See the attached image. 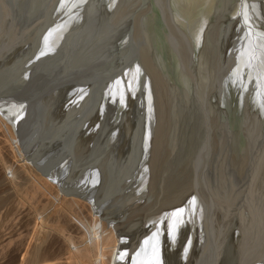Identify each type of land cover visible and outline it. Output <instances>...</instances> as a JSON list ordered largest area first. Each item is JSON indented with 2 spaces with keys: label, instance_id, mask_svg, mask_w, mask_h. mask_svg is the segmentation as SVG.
I'll list each match as a JSON object with an SVG mask.
<instances>
[{
  "label": "water",
  "instance_id": "obj_1",
  "mask_svg": "<svg viewBox=\"0 0 264 264\" xmlns=\"http://www.w3.org/2000/svg\"><path fill=\"white\" fill-rule=\"evenodd\" d=\"M59 2L60 0H50L53 7H49L47 10L46 15L49 18H47L46 24L42 23L41 25L40 23L37 29H35L36 26L35 28L32 26L31 30L17 42L13 49H8V46L5 48L8 50L3 57L7 63L13 60L15 53L19 61L25 59L21 62L23 65L32 54L29 63L27 62L20 69H16L22 72V80H19L18 85L10 84L12 88L8 95L16 93V96L20 95L21 97L30 90H32L29 92L32 93L31 95L34 92L37 93L35 95L37 100L33 101L35 98L33 97L32 101L36 103V107L39 103H44L45 108L41 112H47L44 114V118H50V115H60L64 108H72L67 119L70 120L73 130H76V122L80 116L81 118L84 116L82 112L85 110V106L89 105L88 109L96 113L94 118L96 123L94 122V124L100 141H103L110 129L114 112L123 102L126 103L125 107L128 108L127 106H129V114L126 112V108L119 113V124H121L119 127L120 129L126 125L129 127L127 137L124 136L122 141L121 138L119 139L121 141L119 148L117 140L116 145L114 144L117 148L109 145L110 148L107 147L106 150H108L104 151V157H107V164L112 169L111 174L113 172L112 176H114L109 179L106 192L110 188H114L112 193L122 196L129 187H132V200L143 193L141 189L145 190L146 187L150 186V192L142 198L143 204L141 203L137 207L131 206V209L128 208V205L124 206L125 200H120L121 208L114 218L123 219L121 220L123 229L127 232L132 231L134 238L139 239L141 237L140 251L152 240H158L159 233L163 230L167 228L172 230L176 219L184 218L183 223L190 219L195 235L200 232L198 239L203 242L201 243L203 246L201 252H211H209L211 259L206 253L202 263L213 264L216 256L210 248L213 245L218 246L216 249L221 246L222 243L218 242L219 237L225 238L226 244H230V240L236 235V225L239 226L238 215L235 216L238 208L245 207L244 216H247V219L254 218L252 206L257 204L254 201L255 187L258 198L259 196L262 198V203L259 201L260 208H263L264 205V105L261 106V109L258 108V104L262 101L260 96L258 97L259 92L257 91L260 73L254 72L252 74L250 70L252 65L256 64L257 67L259 61L261 68L264 65V53L259 50L260 47L264 49V24L262 26L260 23H254V27L250 28L251 23H249L248 14L251 10L248 11L250 8L247 6H245V14L238 11V16L235 19H225L224 16L218 17L215 21L219 28L217 32L219 30L222 32L221 29L226 27V32L222 33L227 39V33L232 32L226 44H222V40H218L216 37L218 43H214L215 49L220 55V61L206 46H203L198 52L195 50L196 53L192 58L191 66L187 65V57L184 58L182 64L179 60L182 70L185 68L194 70L196 67L202 69L205 66L204 71L207 78L203 84H200L201 91L211 90V86L220 85L222 93L218 97L219 104L217 105L219 110L222 109L227 112V119L229 117L230 124H232L231 128L225 129H221L219 125L218 129L220 128L219 130L224 135L218 136L214 140H211V137L206 139L205 149L201 151V149L196 148L197 144L192 142L195 137L194 132L198 128L196 122L192 123L189 120L190 111H187V100L185 99L189 97L193 88L190 74L187 71L185 74H181L180 79L169 81L168 77L164 79L160 72L157 73V67H155L154 61H151V54L154 46L156 47L159 30L166 21L165 0H145V3L139 8L134 7L129 15L127 10L126 27L123 29L122 25V27L119 26L117 33L114 34L115 39H110V44L107 43L106 34L103 35V33L110 29V21L117 0H93L90 5L83 2L73 8L71 12L64 13V15L57 14L53 17L54 9ZM99 2L100 8H97ZM108 2L109 5L112 3L109 8H107ZM124 3L125 0H123V5ZM44 7H46L45 3L41 5V10ZM260 7L262 8L261 3L259 4ZM95 8L99 10L93 23L94 25L98 21L99 23L93 25V30L91 23L87 27L84 25L86 21H89L91 14L95 13L93 12ZM262 9L264 10V6ZM244 15L246 21L243 20L245 25H242L241 16L244 17ZM259 15L260 18H263L264 23V13L259 12ZM55 21L57 22L55 23ZM89 28L92 29L90 33L79 38L80 32ZM47 29H49L50 34L46 38L45 45L38 49L43 43L39 39L43 37L44 31ZM77 31L79 32L76 34ZM218 36H220L219 32ZM79 39L84 40V42L81 43L80 40L78 43ZM73 40H75L74 44L77 45L74 49L75 53L72 52V56H67L63 51ZM127 42H129L130 50L123 48V44ZM176 59L178 58L176 57ZM135 61H138L139 68L137 65L135 66ZM76 63L79 67L73 68ZM97 63L98 65L94 66ZM213 65L215 75L211 78L208 69ZM5 67L7 68V66ZM10 67L11 65H9ZM31 68L37 69L35 76L30 73ZM16 70L13 74L17 72ZM250 73L254 75V80L248 78ZM85 82L90 90H87V94H82L81 89L78 90V86ZM44 84L45 86L40 89V86ZM217 89L219 90L218 86ZM162 90H165L164 96L166 98L164 99V91ZM109 99L110 104L107 102ZM133 99L135 103L132 102ZM170 100L174 105L176 121H171L168 124V131L166 132L164 119L159 121L157 117L160 116L156 114L158 113V106H161L162 115L165 111L166 115ZM33 104H30V100H26L23 106H26V109H32L34 108ZM39 108L40 106L37 110ZM184 109L186 111L182 112ZM199 114L203 116L201 119L203 123L197 122L198 124L202 123L201 128L206 121V115ZM181 115L184 118L180 117ZM253 120H257L259 125L254 127ZM185 121L189 123L187 124ZM229 121L227 126H229ZM210 124L209 122L208 125ZM209 132L210 130H207L206 134ZM163 133L165 134L162 135ZM176 133L178 134L177 141H175ZM191 133L194 135L188 137L187 134ZM97 140L96 137L93 138L91 141L94 142L89 148L93 144L95 145ZM161 143H165L164 153L160 151ZM117 151L120 152L119 158H117ZM144 155L145 157H143ZM149 158L157 164L155 169L151 166L153 173H151V168H148L146 161ZM183 168L185 169L184 172H182ZM148 175H151L149 180H147ZM173 175L175 176L174 179H172ZM173 181H175L176 186L184 187L186 192L185 197L170 208L174 191H176L172 186ZM260 184H262L261 187ZM245 189H247L249 196H246ZM100 195V193L96 194L94 199L99 198ZM153 199L155 200L153 201ZM158 200L161 204L156 205L155 201ZM186 207L187 213L190 212L187 215H182L184 212L182 210ZM159 209H163L160 216ZM263 210L261 209V213L264 214ZM173 213L176 214L175 219L168 220ZM145 217L149 218L144 224L138 226V222L141 223ZM160 223L161 225L155 229ZM135 225L137 227L133 231ZM186 231H183L182 235ZM127 236L129 234L125 235L123 239L125 240ZM188 237L189 233L185 238L187 245L190 244ZM198 244L199 241L196 242L195 246ZM185 249L187 248L185 247ZM140 251L137 254L142 252ZM189 253L190 247L187 250L188 255ZM211 256L214 258L212 259Z\"/></svg>",
  "mask_w": 264,
  "mask_h": 264
},
{
  "label": "bare ground",
  "instance_id": "obj_2",
  "mask_svg": "<svg viewBox=\"0 0 264 264\" xmlns=\"http://www.w3.org/2000/svg\"><path fill=\"white\" fill-rule=\"evenodd\" d=\"M62 1L63 0H60L59 4L56 5L54 14L52 15L53 17L57 14L64 15V13L71 12L73 8H76L77 5H81L83 2L90 5L93 0ZM142 1L143 0H125L123 5V0H117L115 10L112 13V20L110 21V29L103 33V35L106 34V38L108 39L107 43L110 44V39H115L114 34L117 33L119 26L122 25L123 29L126 27L125 19L127 10L129 15V12L132 11L134 7L139 8V6L145 3V0L144 2ZM109 2L107 8L112 4L109 5ZM43 3L46 4V7L41 10V5ZM260 3L263 8L264 0H165L164 4L167 11L165 14L166 21H164L159 30L157 43L155 42L156 47L154 46V50L151 54L153 59H151V61H154V65L157 67V73L159 74L160 72L164 79L168 77L169 81L180 79L181 74H185L187 71L190 74L193 88L190 91L189 97L185 99L187 100V111H190L189 120L192 123L196 122V127L198 128V130L194 132L195 137L192 142L197 144L196 148L201 149V151L205 149L204 144L206 139L211 137L210 139L214 140L218 136L224 135L222 131L219 130L220 128L218 129L219 125L221 129H225L231 128L232 124H230L229 117L227 119V112L222 109L219 110V106L217 105L219 104L217 101L218 97H220L219 95L222 93L220 85L216 83L217 85L211 86L212 91H201L200 84H203V81L207 78L204 71L205 66H203L202 69L196 67L194 70L192 68V70L187 68L182 70L179 60L182 64L184 58L187 57V65L191 66L194 54L203 46H206L214 57L220 61V55H218L215 49V43H218L216 37H218V40H222V44H226L232 32L227 33V39L226 36L223 35L227 28H220L223 33L219 30L220 36H218L217 29L219 28L215 23L217 18L224 16L225 19H235L238 16V11H242L245 14L244 10L245 6H247L250 8L248 11L251 10L250 14H248L250 17L249 23H251L250 28L252 29V26L254 27V23H260L263 26V18H260L259 12L264 13V10L261 7L259 8ZM99 5L100 2L96 7L100 8ZM49 7H53L50 0H0V87L4 88L3 90L0 88V132L4 133L2 135H4V142L7 143L8 147V149L7 147L0 148V184L4 187V192L17 197V204L19 206H27L25 225L30 227L31 234L34 237H32L34 239V259L28 264H54L56 260L62 259L64 256H66L70 264H201L204 257H206V253L209 256L208 258L211 259L210 251L205 253L201 252V248H203L201 243L203 242L198 239L200 232L195 235L192 230L193 223L190 222L192 221L190 219L189 221H185V223H183L184 218L176 219L172 227L173 231L168 230V228L166 230L162 229L163 231L159 233L160 237L158 240L149 242L141 252V237H139V239L134 238L132 231L127 232L123 229V223H121L123 219L114 218L117 211L120 210L119 208H121L119 205L120 200H125L124 206L128 205V208L131 206L137 207L140 206L141 203L143 204V202H141L142 198H144L146 193L150 192L148 183L147 185L149 187H146L145 190L141 189L143 193L140 194L139 197L136 196L134 200H132L131 195L133 191L131 189L132 187L127 189V192L122 195L123 197L120 194H113L112 190L114 188H110L108 192H106L107 183L109 179H111L113 172L111 174L112 169L107 164L108 159L104 157V151L107 147L110 148L109 145L111 147L115 146L117 140L119 148L122 138L124 136L127 137L128 131L130 130L129 127L127 125L124 128L121 127V129L119 127L121 126V124H119V113L126 108V103L124 104L123 102L114 112L110 129L103 141H100L94 124L96 113L88 109L89 105L85 106V110L82 112L84 116L82 118L80 116V119L78 118L76 130H73L70 120L67 119L72 108H64V111L60 113V115H50V118H44V114L47 113L45 111L41 113L45 108L43 105L44 103H39L36 107V103L33 102L37 100L35 96L37 93L35 94L34 92V94L31 95L32 93L29 92L32 90H30L21 97L20 95L16 96V93L8 95L9 90L12 88L10 84L13 83L14 85H18L19 80H22V72L16 69H20V67L26 65L27 62L29 63V58H31L32 54L26 59L23 65L21 62L25 59L19 61L15 53L13 60L11 62L8 61V63L3 56H5V52L8 49H13L15 47L17 42L31 30L32 26H34V28L36 26L35 29H37L40 23L41 25L42 23H47V18L49 17L46 13ZM97 8L94 9L93 12L95 13L91 14L89 21H86L85 27L91 23V28H93V22L96 20V15L99 10ZM241 19L243 25V20L246 21L245 15L244 17L241 16ZM56 22L57 21H55V23ZM98 23L95 25H98ZM91 28L86 29V31L82 30L78 35L79 38L80 36L89 34L90 30H92ZM48 31L49 29L44 31L43 37L39 39L42 40L43 43L40 44L38 49L45 45L46 38H48L50 34ZM79 31H77L76 34ZM81 39L78 40V43ZM82 42H84V40H81V43ZM74 43L75 40L68 45L69 48L67 47L63 53H66L67 56H72V52H74L77 46ZM51 45L53 46L54 44L52 43ZM6 47L8 49H5ZM123 48L130 50L129 42L123 44ZM259 50L264 53L263 48L260 47ZM176 57L178 59H176ZM260 63V61L257 62V67L256 64L252 65L250 70L252 74H254V72L260 73L259 80L261 84L259 83L257 91L260 93H258V97L260 96L262 99L258 104V108L261 109V106L264 105V65L261 68ZM9 65H11L10 68ZM96 65H98V63L94 66ZM136 65L137 68H139L138 61H135V66ZM5 66H7L8 69ZM75 67L78 68L79 65L76 63V66H73V68ZM15 70L17 72L13 74ZM30 73H33L35 76L37 74V69L31 68ZM203 73L205 74L204 77ZM251 73L248 75V78L254 80V75H251ZM11 74L13 75L8 78ZM208 74H210L211 78L214 77V65L208 69ZM208 82L209 80L207 84ZM177 83H179V81H177ZM44 86L45 84L41 85L40 89ZM80 89L82 94L90 90L86 82L78 86L79 91ZM162 91H164V96L165 90ZM4 93H6V95H4ZM33 97L35 98L32 101ZM164 98L166 97L164 96L163 99ZM252 98L254 99V97ZM26 100H30V104L34 103V108L26 109V106H23ZM240 100L243 101L242 98H240ZM107 102L109 103L110 99ZM132 102L135 103V100L133 99ZM197 103H199V106H197ZM169 105L166 115V111L162 115L161 106H158V113L156 114L160 116L157 117L159 121H163L164 119V123H166L165 129H167L166 132L168 131V124L171 123V121H176L174 105L171 100ZM39 106L40 108L37 110ZM176 106L178 105L176 104ZM127 107L126 112L129 114V106ZM185 111V109L182 110V112ZM90 112L92 113L90 114ZM199 113L206 115V121L201 128L200 125L203 123V120H201L203 116ZM180 117L184 118L182 115ZM198 121L202 123L198 124ZM228 121L229 126H227ZM185 122L187 124L189 123L188 121ZM209 122L211 123L210 125H208ZM252 123H254L253 125L255 127L258 121L253 120ZM14 124L22 125L26 129L25 132L31 141L18 134V130ZM131 127L133 126L131 125ZM207 130H210L208 134H206ZM177 133L175 141H177ZM194 133L187 134V136L191 137ZM164 134L165 133L162 135ZM95 137L98 140L95 145L93 144V146H91V148L93 147L91 149L89 147L94 142L91 140ZM197 137L199 138L198 140ZM120 138L121 141L119 140ZM103 142L105 146H102ZM165 143H161L160 146V151L162 153H164ZM36 144H39L42 155L38 153L35 146ZM115 148L117 147L115 146ZM112 150L114 151V149ZM5 152L9 154L11 160H8L12 161L11 163L7 161ZM110 153L112 152L110 151ZM117 153V158H119L120 152L117 151ZM143 157H145V155ZM146 161L148 163V168H151V166L154 169L156 168L157 164H155L156 162L153 159L149 158V160L146 159ZM152 168L151 173L154 172ZM184 170L183 168L182 172H184ZM7 171H9V174H7ZM150 177L151 175H148L147 180H149ZM174 177L173 175L172 179H174ZM174 182L175 181H173L172 186L176 191H174L173 201L169 206L170 208L181 201L183 197H185L186 192L184 191V187H178ZM86 183L87 185L89 183L94 184L95 188H98V190L100 189L102 195L101 201L104 202L103 204L105 207L111 211L112 221H110L111 217L109 216L110 223L108 224L112 222L113 225L110 226V228H107L106 225L104 226L101 219V223H98L99 225L97 224V217L99 216H97V213L99 212L97 209L93 210L92 203H87L88 211L90 212H88V217H81V213L83 212L79 209V202L84 197H86L85 200L90 201L89 197H87L90 189L88 190L89 187L87 188V186H85ZM261 186L262 184H260V187ZM244 192L246 196H249L247 195V189H245ZM254 192H256L254 201L257 203L252 206L254 218L247 219V216H244L245 207L242 209L240 207L238 208L235 216L238 215L239 226L237 227L236 225V235L230 240V244H226L225 238L219 237L218 242L222 243L221 246L219 245V248H221L220 251L219 248L216 249L218 246L216 247L213 245L210 248L213 253L216 254L217 252V255L214 254L216 259L213 264H222V261L223 264H264V214L261 213V209H264V205L263 208H260L261 205H259V201L262 203V198H260V196L258 198L256 187L254 188ZM42 197L45 199L44 203H42L43 201H39V198ZM154 200L155 199H153V201ZM155 203L156 205L161 204L159 200L157 202L155 201ZM74 205H77L76 207H78L81 213L74 210ZM6 207H8V203L3 201L1 203V208L4 209ZM182 211H184L182 215H187L190 212L188 211L187 213V207ZM158 213L160 216L163 213V209H159ZM158 213H156V216H158ZM174 213L168 220L176 216ZM148 218L145 217V220L143 219L141 223L138 222V226H141L142 223L144 224ZM73 221L77 223L79 230L78 236L72 235L67 229L68 224ZM160 225L161 223L158 224L155 229ZM136 227L137 225H135L133 231H135ZM182 230L187 231L182 235ZM188 233L190 244L188 243L187 245L185 238ZM52 234L54 237L51 238ZM127 234H129V236L124 240L123 237ZM197 241H199V244L195 246ZM57 244L59 246L58 251L55 250ZM185 247L187 249H185ZM188 247H190L189 255L187 254ZM138 251L141 252L138 253L139 255L137 254ZM220 256L222 257L220 258ZM213 258L214 257H212V259Z\"/></svg>",
  "mask_w": 264,
  "mask_h": 264
},
{
  "label": "rangeland",
  "instance_id": "obj_3",
  "mask_svg": "<svg viewBox=\"0 0 264 264\" xmlns=\"http://www.w3.org/2000/svg\"><path fill=\"white\" fill-rule=\"evenodd\" d=\"M0 88L1 90L4 89L3 87H0ZM4 95H6V93H4ZM16 129L18 130V134L23 136L25 139H29V137L27 136V133L25 132L26 129L22 125H16ZM2 134L4 133L0 132V137L2 136L0 138V148L7 147V143L4 142L5 137ZM35 146H36L38 153L42 155V152L40 151V148H39V144L38 145L36 144ZM2 150L6 151L5 149H2ZM5 153L4 154L6 155L7 161L11 163L12 161H10L11 158H9L10 157L9 154H7V152ZM7 174H9V171H7ZM85 186H87V188L89 187L88 190L90 189L87 195L90 201L85 200L86 197H84L79 202L78 204V206L80 205L79 209L82 210L83 213H81V211L78 210V207H76L77 205L76 206L74 205V210H76V212L81 213L82 214V215L80 214L81 217H88L89 211H88L87 203L88 204L92 203L93 210L97 209L99 212L97 213V216L99 215L97 217V224L98 223L100 224L102 221L104 226L106 225L107 228H110V226L113 225L112 222L111 224H108L110 223L109 222L110 217H111L110 221H112V215L110 214L111 211L108 210V208L105 207V205L103 204L104 202L101 201L102 195H100L99 198L94 199V196H96V194H99V193L101 194L100 189L98 190V188H95V185L91 183H89L88 185L86 183ZM90 186L91 187L94 186V187L91 188ZM4 190H5L4 187L2 186V184H0V264H28L31 262V260L34 259V253H33V243H34L33 238L34 237L31 234L30 227L25 225V221H26L25 214H27V206L26 205L19 206L17 204V200H18L17 197L9 195V193L4 192ZM43 198L44 197L39 198V201L41 202L43 201L42 203H44V200H45ZM3 201H6L8 203V207L4 209L1 208V203ZM93 221H94V218H93ZM67 229L69 233H71L72 235H77V236L79 235L77 223H75L74 221L68 224ZM52 237H54L53 234L51 235V238ZM58 249H59V246L57 244L55 246V250L58 251ZM54 264H70V262L66 259V256H64L62 259L56 260Z\"/></svg>",
  "mask_w": 264,
  "mask_h": 264
}]
</instances>
